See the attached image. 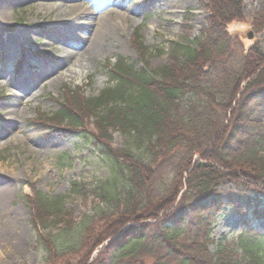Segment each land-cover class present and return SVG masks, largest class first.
Wrapping results in <instances>:
<instances>
[{
  "label": "trees",
  "instance_id": "16d2710c",
  "mask_svg": "<svg viewBox=\"0 0 264 264\" xmlns=\"http://www.w3.org/2000/svg\"><path fill=\"white\" fill-rule=\"evenodd\" d=\"M244 2L202 0L205 27L171 42L168 65L138 68L118 58L97 97L68 99L70 107L64 99L49 115L82 130V107L106 145L111 134L126 143L111 150L88 139L108 163L101 183L71 181L68 196L34 191L28 199L47 264H145L148 257L153 264H211L215 212L261 199L252 187L264 186V49L258 44L244 54L225 33L243 16ZM136 48L142 59L149 55ZM71 196L90 204L79 224L66 213ZM178 200L176 210L162 214ZM238 241L250 263L261 264L264 236L245 230Z\"/></svg>",
  "mask_w": 264,
  "mask_h": 264
},
{
  "label": "rangeland",
  "instance_id": "374dc122",
  "mask_svg": "<svg viewBox=\"0 0 264 264\" xmlns=\"http://www.w3.org/2000/svg\"><path fill=\"white\" fill-rule=\"evenodd\" d=\"M201 1L120 0L126 19L111 36L115 45H108L106 53L82 71L73 58L61 59L63 41L51 35L65 33L58 24L68 9L60 4L78 5L83 13H98L95 0H0V264H47L36 244L28 199L34 191L51 197L68 196L71 181L93 186L101 183L110 175L108 163L88 139L111 150L126 143L122 136L111 134L107 137L112 143L106 145L93 126L94 118H87L82 107V130L54 124L49 115L64 99L70 107L71 98L84 102L97 97L108 87L107 67L115 65L118 58L130 60L138 68L147 63L153 69L168 65L171 42L193 39L205 27L207 14ZM244 1L243 16L230 22L227 31L240 36L237 38L246 47L259 44L264 49V0ZM110 3L100 13L115 10ZM85 20L80 17L74 24L83 29ZM247 32L253 34L251 42L246 41ZM139 44L149 49L146 58H141L136 48ZM52 68L50 74L42 76ZM58 77L63 79L61 83ZM83 135L86 139H79ZM252 189L261 199L235 205L232 210L222 207L213 215L207 248L211 264H251L252 258L240 251L238 240L245 230L264 236V186ZM178 203L162 214L176 210ZM66 205V213L76 224L90 210L89 201L76 196L69 197ZM101 248L93 251L89 262L97 259ZM262 251L260 262L264 264V243ZM144 262L154 263L149 257Z\"/></svg>",
  "mask_w": 264,
  "mask_h": 264
},
{
  "label": "bare ground",
  "instance_id": "6f19581e",
  "mask_svg": "<svg viewBox=\"0 0 264 264\" xmlns=\"http://www.w3.org/2000/svg\"><path fill=\"white\" fill-rule=\"evenodd\" d=\"M95 0L94 8L98 13L90 12L83 13V10L78 8V5H64L68 11H66L60 18L61 23L58 24L59 28L64 30V34H56L54 32L51 36L58 38L63 41V52L61 57L63 58H73L77 66L83 70L88 69L90 64H93L95 58L101 57L106 53L107 46H114L115 42L111 40L112 34H116V29L120 28V25L125 22V14L121 12L124 8L122 4L115 0ZM110 3L111 6L116 8L107 9L104 12H101V9L104 6ZM51 7H54L51 5ZM88 14V15H87ZM82 17L85 20V28H80L74 24L77 19ZM5 20L3 19V22ZM71 33H67V32ZM46 69L42 76H47L53 71V68ZM62 78L58 77V82L61 83ZM16 87V86H15ZM18 87V86H17ZM30 87L27 88L28 91ZM21 101V100H20ZM19 101V102H20ZM12 113L14 111H11ZM10 112V114H11ZM34 126H38V122L32 123Z\"/></svg>",
  "mask_w": 264,
  "mask_h": 264
},
{
  "label": "water",
  "instance_id": "95a60500",
  "mask_svg": "<svg viewBox=\"0 0 264 264\" xmlns=\"http://www.w3.org/2000/svg\"><path fill=\"white\" fill-rule=\"evenodd\" d=\"M226 32H227V34H229L230 35V37L232 38V39H236V37H239L240 38V36H238L237 34H232V33H229L227 30H226ZM253 34L252 33H250V32H247V36H246V41H248V42H251L252 40H253ZM242 43V42H241ZM242 45H244V44H242ZM254 44H252L251 46L249 45V46H245L244 45V53L246 54L247 52H248V50L253 46Z\"/></svg>",
  "mask_w": 264,
  "mask_h": 264
}]
</instances>
